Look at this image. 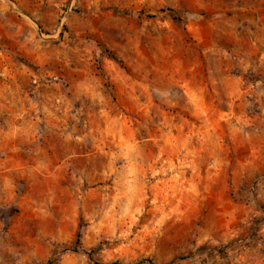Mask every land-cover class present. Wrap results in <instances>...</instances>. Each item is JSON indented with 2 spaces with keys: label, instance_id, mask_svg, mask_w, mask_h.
<instances>
[{
  "label": "rangeland",
  "instance_id": "1",
  "mask_svg": "<svg viewBox=\"0 0 264 264\" xmlns=\"http://www.w3.org/2000/svg\"><path fill=\"white\" fill-rule=\"evenodd\" d=\"M40 4L0 14V264H264V0Z\"/></svg>",
  "mask_w": 264,
  "mask_h": 264
},
{
  "label": "crops",
  "instance_id": "2",
  "mask_svg": "<svg viewBox=\"0 0 264 264\" xmlns=\"http://www.w3.org/2000/svg\"><path fill=\"white\" fill-rule=\"evenodd\" d=\"M65 0H0V14L4 16H12L14 12L11 10V4L14 6L16 13H21L23 17L34 19V21L43 17L44 14H49L52 10L49 5L43 6L41 2L53 3Z\"/></svg>",
  "mask_w": 264,
  "mask_h": 264
},
{
  "label": "trees",
  "instance_id": "3",
  "mask_svg": "<svg viewBox=\"0 0 264 264\" xmlns=\"http://www.w3.org/2000/svg\"><path fill=\"white\" fill-rule=\"evenodd\" d=\"M115 264H117V263H115Z\"/></svg>",
  "mask_w": 264,
  "mask_h": 264
}]
</instances>
